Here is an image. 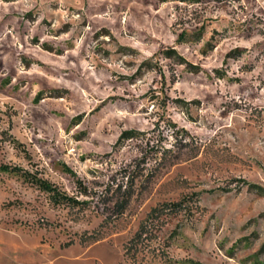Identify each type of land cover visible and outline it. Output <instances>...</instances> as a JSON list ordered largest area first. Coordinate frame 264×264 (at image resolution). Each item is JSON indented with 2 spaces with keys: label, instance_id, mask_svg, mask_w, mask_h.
Masks as SVG:
<instances>
[{
  "label": "rangeland",
  "instance_id": "1",
  "mask_svg": "<svg viewBox=\"0 0 264 264\" xmlns=\"http://www.w3.org/2000/svg\"><path fill=\"white\" fill-rule=\"evenodd\" d=\"M1 166L0 264H264V0H0Z\"/></svg>",
  "mask_w": 264,
  "mask_h": 264
},
{
  "label": "trees",
  "instance_id": "2",
  "mask_svg": "<svg viewBox=\"0 0 264 264\" xmlns=\"http://www.w3.org/2000/svg\"><path fill=\"white\" fill-rule=\"evenodd\" d=\"M167 1V0H163ZM181 2H184L186 0H179ZM178 53L174 49L167 50L166 55L168 57H171L173 55H177ZM184 62L185 59L181 58ZM187 63V62H186ZM191 68H193V71H196L198 68L195 66L190 65ZM138 135V132L134 130H129L125 131L121 138L122 139H133ZM0 173H9V174H15V175H20L21 177L24 178L25 181L37 186L39 189L42 191H45L49 193L53 199V202L57 205L59 204H69L72 206L75 205H80L81 202L76 200L75 198L68 197L58 191V189L49 183L48 181H45L43 179L37 178L33 175H31L29 172H25L23 169L18 168V167H9V166H1L0 167ZM251 188L255 189H261L259 186H253L250 185ZM186 202L185 198H182L181 200L177 202H172V203H166L163 204L159 207L154 208L147 216V218L141 223L138 231L135 233L134 237L130 241V246L128 250V254H132L133 251H136L140 245H143L144 243L149 241L150 236L154 232V227L159 223L162 217H166L167 214L165 212L168 211H175L178 212L182 210L184 207V203ZM178 264H201V263H196L194 261H183V262H178Z\"/></svg>",
  "mask_w": 264,
  "mask_h": 264
}]
</instances>
